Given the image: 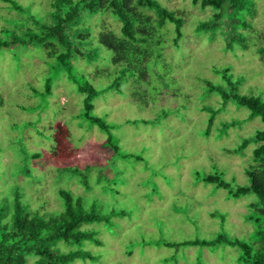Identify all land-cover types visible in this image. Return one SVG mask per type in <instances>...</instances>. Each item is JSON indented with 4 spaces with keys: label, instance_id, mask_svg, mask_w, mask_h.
I'll return each instance as SVG.
<instances>
[{
    "label": "rangeland",
    "instance_id": "374dc122",
    "mask_svg": "<svg viewBox=\"0 0 264 264\" xmlns=\"http://www.w3.org/2000/svg\"><path fill=\"white\" fill-rule=\"evenodd\" d=\"M17 1L41 17L51 2ZM159 1L185 18L180 46L172 45L173 26L164 27L159 33L163 59L151 62L147 78L124 81L121 91L103 93L94 101V112L114 125L117 154L106 149L105 132L76 117L84 98L78 82L104 87L109 81L101 72L122 67H114V50L97 40L102 31L119 33L121 24L114 16L85 14L79 21L76 27L91 33L84 46L93 50L94 58H75L72 69L56 65L41 46L0 52V207L9 209L18 193L32 209L43 205L49 212L59 210L58 190L65 187L86 197L100 213L117 211L109 223L86 226L98 232L102 243L84 246L99 258L72 264H237L239 251L231 246L177 249L158 242L210 239L219 232L248 240L254 228L249 212L253 194L228 197L225 189L200 179L221 171L235 184L249 182L246 168L255 144L241 154L225 148L237 146L264 124L259 117L245 121V107L222 106L216 93L206 91V80L222 83L223 74L213 68L230 66L234 76L245 79L244 93L264 98V56L257 53L264 46V0H255L249 47L234 51L225 50L221 27H198L210 19L212 8L192 0ZM7 18L15 23L18 13L0 0V27ZM48 79L52 93L45 95ZM217 108L207 135L209 112ZM232 120L235 127L223 126ZM58 123L69 135L53 156ZM62 167L67 170L61 174ZM82 174L90 179L88 186ZM212 211L225 215L223 226L221 217H211Z\"/></svg>",
    "mask_w": 264,
    "mask_h": 264
},
{
    "label": "trees",
    "instance_id": "16d2710c",
    "mask_svg": "<svg viewBox=\"0 0 264 264\" xmlns=\"http://www.w3.org/2000/svg\"><path fill=\"white\" fill-rule=\"evenodd\" d=\"M10 10L18 13L15 23L6 19L0 27V52L15 51L18 47L41 46L46 50L48 58L54 59L56 65L72 69L76 58L93 60V50L84 46L91 33L81 31L76 26L86 14L108 13L120 22L119 33L109 30L97 35L98 43L107 49L114 50L113 71L104 69L101 74L108 77L104 87L96 88L88 81L78 82V91L84 95L82 109L76 115L89 121L92 126L99 127L107 134V150L114 154L120 147L114 141V125L94 112V101L100 95L111 91H121L124 83L133 79L145 80L150 71L152 61L163 59L160 43L164 41L159 34L168 25L173 26L172 45L179 47L183 38L185 18L176 10L163 5L159 0H51L44 16L34 13L31 8L17 0H1ZM201 8L210 7L213 14L209 20L200 21V29H217L224 31L225 50L234 51L237 47H249V31L253 28L252 18L257 14L255 0H192ZM152 11L153 14L147 13ZM20 15V16H19ZM15 26V27H11ZM85 42V43H84ZM90 42H88L89 45ZM257 53L264 56V46L257 48ZM221 72L224 81L215 83L206 80V91L216 93L222 106L233 103L249 110L244 119L252 120L259 117L264 124V98L261 95L247 94L242 91L245 79L234 76L232 68L214 67ZM84 77V76H83ZM134 77V78H132ZM125 81V82H124ZM45 95L52 93L50 79L45 84ZM219 108L209 112L206 134H210ZM144 122L149 120L143 119ZM237 121L226 122L223 126L235 127ZM69 130L64 124L58 123L52 134L55 141L53 156L59 154L63 138H68ZM251 144H255L251 162L246 168L249 182L245 185L235 184L224 178L221 171L205 174L200 181L215 184L217 188L227 191L228 197L239 198L253 194L255 200L249 204L251 221L254 224L248 240L239 236L219 232L213 238H195L174 242L163 240L158 245L180 248L182 246L210 247L214 250L220 246L237 248L239 255L237 264H264V128L256 130L250 136L225 151L241 154ZM35 156L38 153L34 154ZM137 156V155H136ZM113 157V156H112ZM137 156V160H139ZM62 174L67 168L58 169ZM83 183L88 186L90 179L82 174ZM58 196L62 208L49 212L43 205L32 209L22 202L16 193L9 209L0 207V264H72L75 260H97L90 249L85 248L86 242L101 245L98 232L88 225L107 222L115 216V210L100 213L95 204H89L86 197L75 194L69 188H59ZM120 214H123L121 209ZM212 218L221 217V225L225 215L218 211L210 213Z\"/></svg>",
    "mask_w": 264,
    "mask_h": 264
}]
</instances>
